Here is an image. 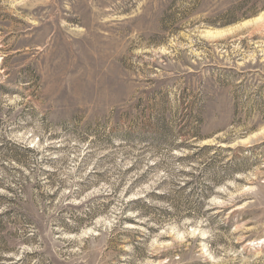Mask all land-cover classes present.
I'll return each mask as SVG.
<instances>
[{"label":"rangeland","instance_id":"rangeland-1","mask_svg":"<svg viewBox=\"0 0 264 264\" xmlns=\"http://www.w3.org/2000/svg\"><path fill=\"white\" fill-rule=\"evenodd\" d=\"M263 14L0 0V264H264Z\"/></svg>","mask_w":264,"mask_h":264},{"label":"bare ground","instance_id":"bare-ground-1","mask_svg":"<svg viewBox=\"0 0 264 264\" xmlns=\"http://www.w3.org/2000/svg\"><path fill=\"white\" fill-rule=\"evenodd\" d=\"M260 24H264V14L259 16V17H257V18H255V19H253L251 22H246L244 24V26H252V25H256L257 26V25H260ZM223 33H218L217 32L216 34L217 35H221Z\"/></svg>","mask_w":264,"mask_h":264},{"label":"trees","instance_id":"trees-1","mask_svg":"<svg viewBox=\"0 0 264 264\" xmlns=\"http://www.w3.org/2000/svg\"><path fill=\"white\" fill-rule=\"evenodd\" d=\"M2 215H0V217H1Z\"/></svg>","mask_w":264,"mask_h":264}]
</instances>
